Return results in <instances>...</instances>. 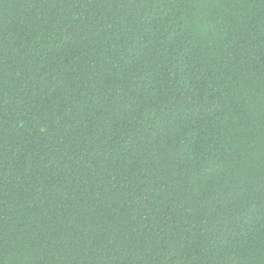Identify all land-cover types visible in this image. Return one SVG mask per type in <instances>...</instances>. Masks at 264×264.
<instances>
[{
	"label": "trees",
	"instance_id": "1",
	"mask_svg": "<svg viewBox=\"0 0 264 264\" xmlns=\"http://www.w3.org/2000/svg\"><path fill=\"white\" fill-rule=\"evenodd\" d=\"M0 264H264V0H0Z\"/></svg>",
	"mask_w": 264,
	"mask_h": 264
}]
</instances>
